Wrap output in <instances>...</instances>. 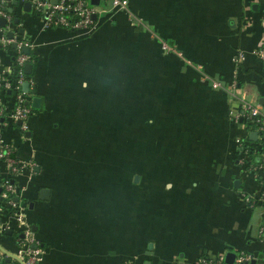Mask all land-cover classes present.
I'll return each mask as SVG.
<instances>
[{
	"label": "crops",
	"instance_id": "0c3cea01",
	"mask_svg": "<svg viewBox=\"0 0 264 264\" xmlns=\"http://www.w3.org/2000/svg\"><path fill=\"white\" fill-rule=\"evenodd\" d=\"M128 8L100 16L90 35L19 12L33 43L32 113L24 131L0 116L19 166L0 161V194L8 179L17 203L0 195V264H22L13 255L25 225L43 248L37 264H199L264 249V200L242 199L264 191V171L237 147L252 131L241 101L264 110V60L253 52L264 0ZM10 57L0 49V68Z\"/></svg>",
	"mask_w": 264,
	"mask_h": 264
},
{
	"label": "built area",
	"instance_id": "2783aa9c",
	"mask_svg": "<svg viewBox=\"0 0 264 264\" xmlns=\"http://www.w3.org/2000/svg\"><path fill=\"white\" fill-rule=\"evenodd\" d=\"M30 3L29 9L26 10L24 4ZM129 0H99L98 3L92 0H0V18H4V23H0V49L10 54L7 67L0 68V116L5 115L3 123H17L22 131L26 130L28 119L31 116L32 109L28 104L29 92L22 87L25 82L31 85L32 76L26 71L25 64L31 62L33 57L30 49L33 43L24 34L19 32L21 26L19 12H32L41 20L42 26L55 27L62 26L76 33L90 35L98 26V18L101 14L111 15L117 10H123L129 15ZM95 15V16H94ZM18 18V21L15 19ZM10 33V34H9ZM28 48L26 52L24 49ZM257 57L264 60V23L262 40L258 46L253 49ZM237 60L242 58L239 53ZM213 87H219L220 82L216 79L211 81ZM6 91H9L7 94ZM10 98V100H9ZM9 106V109L7 107ZM237 117H241L248 129L257 132L256 139L239 138L237 147L239 153L244 156L240 157V162H246L250 158L249 146L254 145L256 148L264 146V110L257 103H251L242 100L240 108L237 111ZM257 141V142H255ZM252 143V144H251ZM12 147L9 143L0 138V161H2L9 171L19 170L18 160L11 156ZM258 158L253 163L252 168L264 171V150L258 152ZM264 182V175L260 177ZM15 193L14 183L8 179L4 181L1 191V197L5 198L12 206L17 205L13 198ZM242 199L248 206H254L259 201L264 200V191L258 198H254L248 192H242ZM1 202V201H0ZM20 210H18V209ZM14 211L20 221H23V212L21 207ZM1 228V225H0ZM264 231V220L260 228V234ZM23 238L18 243L16 254L23 264H37L41 259L43 248L38 241L31 236V228L25 225ZM226 253H219L215 256H202L199 264H230L225 260ZM254 261V262H252ZM264 264V249L257 254L245 249H236L231 264Z\"/></svg>",
	"mask_w": 264,
	"mask_h": 264
},
{
	"label": "water",
	"instance_id": "95a60500",
	"mask_svg": "<svg viewBox=\"0 0 264 264\" xmlns=\"http://www.w3.org/2000/svg\"><path fill=\"white\" fill-rule=\"evenodd\" d=\"M98 1L99 0H92V2H95V3H98ZM14 3H16V0H14ZM29 6H30V3L29 2H26L25 4H24V7L26 8V9H29ZM95 16V15H94ZM15 21H18V18H16L15 19ZM0 23L1 24H3L4 23V18H0ZM20 31H22V29H20ZM10 34V33H9ZM26 52L29 50L27 47L24 49ZM31 68H32V64L30 63V62H27L26 64H25V69H26V71L27 72H30L31 71ZM25 90H27V88H28V83L27 82H25L24 84H23V86H22ZM35 101H38V97H33V105L34 106H37L38 104L36 103H34ZM17 123H20V121L18 120L17 121ZM250 137H251V139H256V137H257V132L256 131H254V130H252L251 132H250ZM11 256H12V254H10ZM14 257H16L21 263H22V261H21V259L18 257V256H16V255H13ZM233 258H234V251H227L226 252V254H225V260H226V262L227 263H232L233 262ZM252 262H254V261H252ZM23 264V263H22ZM259 264H263V263H259Z\"/></svg>",
	"mask_w": 264,
	"mask_h": 264
},
{
	"label": "trees",
	"instance_id": "16d2710c",
	"mask_svg": "<svg viewBox=\"0 0 264 264\" xmlns=\"http://www.w3.org/2000/svg\"><path fill=\"white\" fill-rule=\"evenodd\" d=\"M255 142H257V141H255ZM261 149H263L264 150V146H261V147H259V150L258 149H255V146L254 145H250L249 146V153H250V155H251V157H254V158H258V152L261 150ZM22 238H23V236H20L19 238H18V241L20 242L21 240H22ZM15 261V263L16 264H19L18 263V261L17 260H14Z\"/></svg>",
	"mask_w": 264,
	"mask_h": 264
},
{
	"label": "rangeland",
	"instance_id": "374dc122",
	"mask_svg": "<svg viewBox=\"0 0 264 264\" xmlns=\"http://www.w3.org/2000/svg\"><path fill=\"white\" fill-rule=\"evenodd\" d=\"M32 12H29L28 11V13L26 12V13H24V14H22V16H20L21 17V20L24 22L25 21V18L27 17V16H29L30 14H31ZM33 14V13H32ZM102 16H106V14H101ZM35 16V15H34ZM257 210H258V208L256 207L255 208V210H254V214H253V217H252V224H254L255 222H256V213H257ZM254 226H255V224H254Z\"/></svg>",
	"mask_w": 264,
	"mask_h": 264
}]
</instances>
